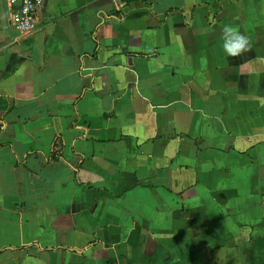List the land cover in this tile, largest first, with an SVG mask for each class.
I'll return each mask as SVG.
<instances>
[{"label": "crops", "instance_id": "obj_1", "mask_svg": "<svg viewBox=\"0 0 264 264\" xmlns=\"http://www.w3.org/2000/svg\"><path fill=\"white\" fill-rule=\"evenodd\" d=\"M11 9L0 264H264V0H44L24 36Z\"/></svg>", "mask_w": 264, "mask_h": 264}, {"label": "built area", "instance_id": "obj_2", "mask_svg": "<svg viewBox=\"0 0 264 264\" xmlns=\"http://www.w3.org/2000/svg\"><path fill=\"white\" fill-rule=\"evenodd\" d=\"M9 6L10 22L18 36H24L34 29V13L44 0H5Z\"/></svg>", "mask_w": 264, "mask_h": 264}, {"label": "clouds", "instance_id": "obj_3", "mask_svg": "<svg viewBox=\"0 0 264 264\" xmlns=\"http://www.w3.org/2000/svg\"><path fill=\"white\" fill-rule=\"evenodd\" d=\"M222 31V48L228 57H240L251 50V39L237 28L226 25Z\"/></svg>", "mask_w": 264, "mask_h": 264}]
</instances>
